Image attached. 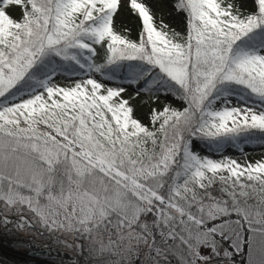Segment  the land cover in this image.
Returning a JSON list of instances; mask_svg holds the SVG:
<instances>
[{
	"label": "snow or ice",
	"instance_id": "snow-or-ice-1",
	"mask_svg": "<svg viewBox=\"0 0 264 264\" xmlns=\"http://www.w3.org/2000/svg\"><path fill=\"white\" fill-rule=\"evenodd\" d=\"M254 146L264 0H0L4 232L73 264H264Z\"/></svg>",
	"mask_w": 264,
	"mask_h": 264
},
{
	"label": "rangeland",
	"instance_id": "rangeland-1",
	"mask_svg": "<svg viewBox=\"0 0 264 264\" xmlns=\"http://www.w3.org/2000/svg\"><path fill=\"white\" fill-rule=\"evenodd\" d=\"M201 148H203V145H201L200 146ZM206 151V150H205ZM245 152H247L248 153V159H251V160H255V159H259L262 155H264V148H261V147H259V146H254V147H245ZM226 154H228V155H233V156H239L240 154L237 152V151H235L234 149H229L228 151H227V153ZM6 235H7V233L6 232H4V230L2 229V228H0V238H1V240L3 239V238H5L6 237ZM11 235H13V234H11ZM21 236L23 237V239L26 241V240H29V238L31 237V236H24V235H22L21 234ZM32 238V237H31ZM7 239H10V240H12V237L11 236H8L7 237ZM34 239V238H33ZM38 239V240H37ZM36 241H38V242H45V243H50V241H48V240H46V239H43V238H36L35 239ZM4 248L6 249V250H8V249H11L10 247H6V246H4ZM24 250H26V248H24ZM61 252L63 251V252H69L68 250H66V249H59ZM27 251V250H26ZM70 253V252H69ZM0 256H1V258H7L8 259V261L9 262H12V263H10V264H17L18 263V261H16V259H17V257L16 256H14V255H11V256H9V255H6V253L4 252V249L3 248H1L0 247Z\"/></svg>",
	"mask_w": 264,
	"mask_h": 264
},
{
	"label": "flooded vegetation",
	"instance_id": "flooded-vegetation-1",
	"mask_svg": "<svg viewBox=\"0 0 264 264\" xmlns=\"http://www.w3.org/2000/svg\"><path fill=\"white\" fill-rule=\"evenodd\" d=\"M8 236H11L12 238L15 236L17 238V236L15 234L11 235V234L7 233L5 238H3L2 240L0 238V247L4 249V252L6 253V255H9V256L14 255V256H16L17 257L16 261H18V263H19V261L20 262L23 261V263H25L24 259L26 257H28V255H30V253L26 251L27 250V247L25 245L26 243L22 242V241H19L18 243L17 242L12 243V241L10 239H7ZM18 239L23 240V237L21 235H19ZM4 246L10 247L11 249L6 250L4 248ZM24 248H26V250H24ZM9 261H8L7 258L3 259L0 256V264H10V263H12V262H9Z\"/></svg>",
	"mask_w": 264,
	"mask_h": 264
},
{
	"label": "water",
	"instance_id": "water-1",
	"mask_svg": "<svg viewBox=\"0 0 264 264\" xmlns=\"http://www.w3.org/2000/svg\"><path fill=\"white\" fill-rule=\"evenodd\" d=\"M31 255H34V256H38V257H47L46 256V254H47V252L45 251V250H42L41 252H39V253H36V252H31L30 253Z\"/></svg>",
	"mask_w": 264,
	"mask_h": 264
},
{
	"label": "trees",
	"instance_id": "trees-1",
	"mask_svg": "<svg viewBox=\"0 0 264 264\" xmlns=\"http://www.w3.org/2000/svg\"><path fill=\"white\" fill-rule=\"evenodd\" d=\"M37 264V263H36Z\"/></svg>",
	"mask_w": 264,
	"mask_h": 264
}]
</instances>
